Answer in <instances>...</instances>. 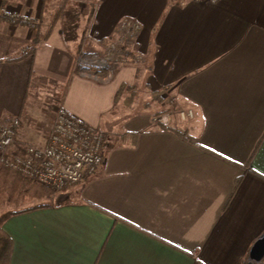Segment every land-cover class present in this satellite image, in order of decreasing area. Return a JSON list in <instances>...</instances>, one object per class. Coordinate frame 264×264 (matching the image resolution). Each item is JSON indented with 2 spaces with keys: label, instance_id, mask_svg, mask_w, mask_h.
<instances>
[{
  "label": "crops",
  "instance_id": "crops-1",
  "mask_svg": "<svg viewBox=\"0 0 264 264\" xmlns=\"http://www.w3.org/2000/svg\"><path fill=\"white\" fill-rule=\"evenodd\" d=\"M6 4L33 20L0 18V121L20 118L12 151L43 145L59 107L106 139L101 171L66 186L67 201L4 220L9 264H249L264 234V0ZM32 25L47 33L36 44ZM86 29L87 52L115 42L127 56L106 82L74 64ZM169 93L192 119L153 120Z\"/></svg>",
  "mask_w": 264,
  "mask_h": 264
},
{
  "label": "built area",
  "instance_id": "built-area-1",
  "mask_svg": "<svg viewBox=\"0 0 264 264\" xmlns=\"http://www.w3.org/2000/svg\"><path fill=\"white\" fill-rule=\"evenodd\" d=\"M176 1L183 4L187 0ZM193 1L216 3L220 0ZM0 18L10 23H33L30 13L17 5H0ZM123 25L131 35L139 29V25L135 22L126 21ZM88 37L91 35L86 29L74 64L80 75L106 82L113 75V68L108 66V61H110L111 53L116 49V43H109L104 56L97 57L83 50ZM169 101L172 103L173 98L170 97ZM174 114L181 121L194 117L192 108L176 107L157 113L153 120L162 125H169ZM19 125L18 116L12 117L7 122L0 121V164L24 178L49 187L54 194L62 195L66 186L79 183L86 176L95 175L101 171L105 161L104 134L86 124L81 118L68 114L63 107L57 109L45 143L43 145L27 143L21 154L12 151Z\"/></svg>",
  "mask_w": 264,
  "mask_h": 264
},
{
  "label": "trees",
  "instance_id": "trees-1",
  "mask_svg": "<svg viewBox=\"0 0 264 264\" xmlns=\"http://www.w3.org/2000/svg\"><path fill=\"white\" fill-rule=\"evenodd\" d=\"M46 5L44 1L42 2ZM58 13V12H57ZM57 19V18H56ZM56 20L52 19L54 23ZM47 33L42 31L37 26H31V41L33 44L38 43L40 40L45 37ZM82 44V40L79 42L77 46V53L79 52V47ZM34 48H30L28 53H32ZM87 54L92 55V53L85 51ZM76 53V54H77ZM104 56V55H103ZM127 56L122 52H115V50L111 53L110 61H108V66L113 68V63L115 61H125ZM157 114V113H156ZM154 114V115H156ZM53 191L49 187H45L43 185H39L31 179L24 178L19 173L5 167L0 166V207L4 201L12 202L16 199H21L24 202H30L32 200H38V202L30 204L28 206H24L22 208L17 209H7L0 213V264H9L10 252H11V240L10 237L3 231L2 223L11 215L42 206H50L51 200L53 199Z\"/></svg>",
  "mask_w": 264,
  "mask_h": 264
},
{
  "label": "rangeland",
  "instance_id": "rangeland-1",
  "mask_svg": "<svg viewBox=\"0 0 264 264\" xmlns=\"http://www.w3.org/2000/svg\"><path fill=\"white\" fill-rule=\"evenodd\" d=\"M90 39H91V37H88V39H87V42H86V44L84 43V48H83V50L84 51H86V45H87V43L90 41ZM80 48V47H79ZM79 55V53H77L76 54V56H75V58L77 57ZM94 55V54H93ZM97 56V55H96ZM97 57H99V56H97ZM74 62H75V59H74ZM169 97V98H168ZM170 97H172L173 98V102L172 103H170V101H169V99H170ZM165 101H166V104H167V107H168V109L170 110V109H174V108H176V107H181L180 105H178V103H177V101H176V99H175V97H174V95H172L171 93H169L166 97H165ZM58 109V108H57ZM57 109H56V112H57ZM162 112H164V111H162ZM56 114V113H55ZM174 116H177V115H173V117ZM55 118V117H54ZM54 118H53V120H54ZM53 120L51 121V123H50V126H52L51 124L53 123ZM51 128V127H50ZM49 128V129H50ZM49 129L46 131V133H48L49 132ZM0 166H2L1 164H0ZM58 196V197H57ZM65 201H67V198L64 196V195H58V194H54L53 195V199L51 200V203H52V205H55V204H60V203H62V202H65ZM36 202H38V200H32V201H30V202H24V201H22L21 199H16L15 201H12V202H6V201H4L3 202V204L1 205V207H0V213L2 212V211H4V210H7V209H17V208H22V207H24V206H28V205H30V204H33V203H36Z\"/></svg>",
  "mask_w": 264,
  "mask_h": 264
},
{
  "label": "water",
  "instance_id": "water-1",
  "mask_svg": "<svg viewBox=\"0 0 264 264\" xmlns=\"http://www.w3.org/2000/svg\"><path fill=\"white\" fill-rule=\"evenodd\" d=\"M264 257V234L252 245L249 251L250 263L259 262Z\"/></svg>",
  "mask_w": 264,
  "mask_h": 264
}]
</instances>
